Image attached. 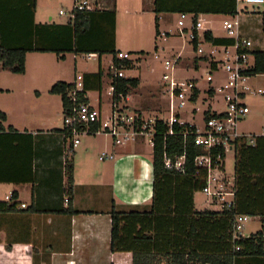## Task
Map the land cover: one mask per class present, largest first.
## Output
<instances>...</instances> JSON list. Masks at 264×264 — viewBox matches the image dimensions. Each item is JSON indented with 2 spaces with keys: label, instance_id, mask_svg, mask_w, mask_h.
<instances>
[{
  "label": "crops",
  "instance_id": "0c3cea01",
  "mask_svg": "<svg viewBox=\"0 0 264 264\" xmlns=\"http://www.w3.org/2000/svg\"><path fill=\"white\" fill-rule=\"evenodd\" d=\"M154 1L137 0L136 6L127 11L131 22L127 32L131 36L125 40L120 37L117 0H102L103 7L95 9L100 12L93 14L92 34L80 37L79 47L106 50L115 45L117 52L144 53L134 46L146 33L150 31L151 36L154 31V25L147 22L150 15H155ZM38 3L39 0H0V44L5 48L46 50L29 51L22 74L13 73L0 62V79L4 75L7 80L0 81V111L7 117L2 122L5 130L0 132V201H7V195L17 192L19 203L17 211L0 213V257L5 259V264H132L131 253L114 254L111 251V212L113 209L124 213L151 210L154 195L152 137L140 136L115 145L112 137L103 133L85 135L70 156L71 142L66 138L62 97L51 94L50 90L58 82L76 84L79 76L96 74L101 69L102 90L88 91L86 97L89 104L103 114L105 97L113 105V97L109 94L112 82L109 71L114 57L96 54L93 58L99 61V69L94 71L84 69L80 64L79 57L85 58V53H55L54 50H69L76 40L72 29L75 0L65 20L42 18ZM166 14L156 16L159 30L156 40L160 43L167 41V37L179 36L177 26L175 32L163 28ZM176 15L178 25L181 14ZM212 16H221L223 21H228L238 15H200L204 24L200 35L211 31L216 38H228L225 31L222 35L215 33L203 19ZM239 35L252 40L244 31H239ZM253 44L251 51H264L254 41ZM165 51V47L156 43V58ZM172 52L174 57H181L180 51ZM108 55L111 59L106 65L104 59ZM210 56L212 62H221L211 52ZM69 57L73 63L71 67L68 66ZM197 57L200 60L196 68L200 70L201 60L208 57ZM125 72V78H138L129 77ZM106 78L108 84H105ZM87 85L95 86V79L88 78ZM139 87L126 98V107L133 109L130 99ZM93 93L99 94V101L91 98ZM103 153L114 159L100 160ZM70 162L74 184L68 196ZM234 169L228 172L225 159V174L230 176L232 183ZM195 197V210L206 211L197 208ZM22 204L26 208H22ZM207 205L212 206L208 201ZM29 208L33 212H27ZM68 208L79 214L64 213Z\"/></svg>",
  "mask_w": 264,
  "mask_h": 264
},
{
  "label": "trees",
  "instance_id": "16d2710c",
  "mask_svg": "<svg viewBox=\"0 0 264 264\" xmlns=\"http://www.w3.org/2000/svg\"><path fill=\"white\" fill-rule=\"evenodd\" d=\"M99 10L75 11L73 27L76 40L67 50H54L60 54L67 52L113 55V63L117 70H132L134 64L129 61H118L119 52L115 45L106 50H87L79 47V39L91 35V22L93 14ZM153 12L176 13L193 15H225L236 17L239 12L236 0H155ZM115 16V12L113 13ZM156 32L158 18H156ZM197 36V33H196ZM204 39L207 43L217 47H234L236 41L231 38H216L211 31H205ZM198 49V39L193 43ZM46 51L39 48H5L0 44V62L3 67L13 73L22 74L26 69V54L29 51ZM254 57V63L241 73L247 77L264 75V51H241ZM145 55L144 53H141ZM197 61V60H196ZM103 72L89 74L83 77L84 89L77 92L80 103H89L86 97L88 91L102 90ZM113 79L115 92L114 105L133 93L140 85L139 78H118L110 74ZM94 78L95 86L89 87L87 79ZM75 89V84L65 82L56 83L50 90L53 95H60L63 101L64 115L71 113L73 104L69 97ZM206 119L211 117L210 112L205 113ZM7 117L0 111V132L5 129L2 122ZM98 129V125L91 128ZM175 135L168 134V126L157 121L153 136V204L150 211H132L128 213L111 212L112 242L111 251L117 253H131L132 264H256L264 263V136H246L231 142L235 152L234 189L235 203L233 208L223 211L195 210L194 197L202 192L206 186L207 173L196 167L195 159L205 151L195 146L194 136L196 128L188 124L174 126ZM187 136L184 137V133ZM192 132V133H191ZM194 133V134H193ZM72 157L73 151L69 150ZM212 159L216 163L219 155L222 156L225 171V150L212 149ZM186 154V173L181 174L175 169L166 167V159L176 161ZM74 184V172L71 162L68 166V196L71 195ZM17 192L12 193L9 201H0V213H13L17 211ZM70 201V200H68ZM27 212H33L30 208ZM66 214H79L68 208ZM238 215H247L250 218H260L262 229L249 237L238 241L233 240V226ZM239 248V250H236Z\"/></svg>",
  "mask_w": 264,
  "mask_h": 264
},
{
  "label": "built area",
  "instance_id": "2783aa9c",
  "mask_svg": "<svg viewBox=\"0 0 264 264\" xmlns=\"http://www.w3.org/2000/svg\"><path fill=\"white\" fill-rule=\"evenodd\" d=\"M237 9L240 6H260L264 5V0H236ZM95 0H75V11H86L95 10ZM61 15H66V12L60 11ZM181 19L178 21L177 31L180 37L184 36L189 43H192L198 39V49L195 51L198 56L205 55V50L202 48L201 37L204 33L200 35L203 31V20L200 18H195L193 15L181 14ZM232 20V19H231ZM231 20L224 21V30L228 35V38L234 39L236 45L234 47H222L223 52L228 54L229 49L235 50V60L228 58L226 61L210 62L209 72L206 74L205 81L208 85L205 93L208 90L207 96L211 97L213 100L217 94L223 96L222 101L225 107V111L218 112L213 109L210 102L203 113V127L201 130L197 129L194 125L184 122V120L179 118L178 113H181L188 104L197 103L199 101L200 83L198 78H191L189 80H177L173 73L171 76L169 74L163 75V81H165V86L168 88L170 94V118L169 120H164L159 117H149L145 118L143 115L137 112H130L125 110V106L121 102L117 105H112L113 113L107 119L104 118L101 110L92 107L89 103H80L77 99V92H82L84 89L82 76L78 77V82L75 84V89L69 94L71 102L73 104L71 113L64 116V126L66 131V138L71 142V151L80 144V138L85 135L103 133L105 135L111 136L115 145H120L132 140H136L140 136H151L153 143V136L155 134V127L157 121L164 122L168 128V134L170 136L175 135L174 126L177 124L183 126L185 124L195 127L196 135L194 136L195 146L202 148L205 153L199 155L195 159L196 167L203 169L207 173L206 186L204 187L202 193L208 197L207 201L214 207L217 211H223L225 209H231L235 203V189L234 183L231 179L226 184L225 171H222L221 167L224 164L222 156L219 155L216 163L212 159V149L221 148L225 150V153L229 149L234 150L231 142L235 141L237 138L246 136L240 135L237 132V126L239 121L245 118L249 114L250 110L248 106L244 103L245 91L248 88L245 86L247 76L241 73L242 70L248 69L254 63V57L246 52L238 53L239 50L250 52L252 49V42L246 38H242L238 31V22H233ZM197 33V36H196ZM205 40V39H204ZM210 44V43H209ZM212 45V44H211ZM213 46V45H212ZM193 47V45H192ZM217 47V46H213ZM96 54H88V58L95 57ZM182 58L176 56L173 62L167 61L165 67L167 72H173L179 61ZM251 59L253 62L251 63ZM118 61H129L134 65L136 64L133 60V55L130 53L119 52L117 55ZM138 60H141L139 58ZM215 65H217L215 67ZM222 65V66H221ZM110 70L114 72V77L125 78L124 70H117L114 63H112ZM223 70L228 74L229 79L224 85L218 86L214 81V73ZM115 92V87L113 85V79L109 86V94L113 97ZM258 95H264V90L259 89L256 92ZM196 109H193L192 113H196ZM210 112L211 117L206 119L205 113ZM182 115V114H181ZM94 125H98V129L93 131L91 128ZM188 132L184 133V137L187 136ZM192 133V132H191ZM194 134V133H193ZM248 138V136H246ZM252 137V136H251ZM251 137L249 139H251ZM114 159V156L107 153H103L100 156V160ZM166 167L169 169H175L181 174L186 173V154L184 153L181 157L177 158L176 161L166 159ZM12 198V193L6 196L7 201ZM68 202V200H66ZM22 208H26L25 204H22ZM250 217L247 215H238L235 218V223L233 226V240L238 241L243 236V230L245 223L249 221ZM239 250V248H236Z\"/></svg>",
  "mask_w": 264,
  "mask_h": 264
},
{
  "label": "rangeland",
  "instance_id": "374dc122",
  "mask_svg": "<svg viewBox=\"0 0 264 264\" xmlns=\"http://www.w3.org/2000/svg\"><path fill=\"white\" fill-rule=\"evenodd\" d=\"M137 0H117V11H119V26H120V37L123 39H129L131 34L127 31L130 25V19L128 18L127 11L131 10L136 6ZM39 16L44 19L49 17H54L55 19L65 20L67 15L72 11L74 0H39ZM95 7L102 8V0H95ZM60 11L66 12V16H60ZM149 16L148 23L154 25V31H150L143 36L142 40L134 49H140L145 51L142 55L140 53H134L133 60L136 65L132 70H124L125 74L129 77H140L141 85L137 92L130 99V105L133 107H126L125 100H122L121 104L125 106V110L130 112H137L143 115L145 118L149 117H159L164 120H169L170 114V94L168 92L167 86H165V81H163V75L173 73V76L177 80H189L191 78H198L200 83V92L199 101L197 103L188 104L181 113H178L179 118L183 119L184 122H188L197 129L201 130L203 127V113L207 109L208 104H212L213 109L218 112L225 111V107L222 101L223 96L217 94V96L211 100V97L207 96L208 90L205 93L208 85L205 81L206 74L209 72L210 61L212 57L210 52L213 53L216 60L226 61L228 58L235 60V50L229 49L228 54L223 52V49L214 48L211 44L207 43L204 40V36L201 37L202 48L205 50V57L207 59H202L201 69L197 70L196 65L198 60H200L196 52L193 50L192 45L184 36H173L167 37V41L161 42L156 40V16ZM177 15L176 14H166L163 21V28H170L175 32L177 26ZM181 19V18H180ZM208 21L207 24L211 26L215 33L222 35L225 31L223 17L221 16H212L209 19L203 18ZM231 21L238 22V31H244L246 36H249L254 43L258 45L259 48L264 49V5L260 6H240L239 14L237 18L232 19ZM128 29V30H127ZM174 34V33H173ZM227 35V34H226ZM156 43L160 44L161 47H165L166 51L161 53L159 57L156 58ZM254 45V44H253ZM253 48V46H252ZM181 52V60L179 61L176 70L173 72H167L165 63L167 61L173 62L175 57L172 51ZM140 57H143L141 60H138ZM197 57V58H196ZM196 58V59H195ZM80 64L84 69L97 71L99 69V61L95 58H85L79 57ZM111 56L108 55L104 59V63L108 65L110 63ZM197 60V61H196ZM253 60L251 59V63ZM212 63V62H211ZM71 58L69 57L68 66H72ZM218 64V63H215ZM217 65H215L216 67ZM222 66V65H221ZM110 74L114 75L112 70L109 71ZM4 75H1L2 79L0 81H7ZM229 79L228 74L223 70L214 73V81L218 86L224 85ZM105 84H108L106 78ZM248 88L245 91L244 103L248 106L250 112L245 116L244 119L239 121L237 126V132L240 135H246L248 138L251 136H264V95H258L256 92L259 89L264 90V75H257L247 78L244 83ZM91 98L95 101H99V94L93 93ZM109 101V99H108ZM106 97L104 100V118L107 119L112 115L113 108L112 104L108 102ZM131 109V110H130ZM139 109V110H135ZM193 109H196V113H192ZM207 111V110H206ZM182 114V115H181ZM235 164V152L234 150L229 149L228 155L226 158V166L228 172L233 171ZM226 184L230 180L229 175H225ZM4 193V189L2 190ZM2 193V192H1ZM3 196V195H1ZM196 203L199 210H208V209H217L214 206L207 205L208 197L202 192L196 194ZM261 222L258 219L250 218L249 221L245 223L243 230V236L249 237L253 234H256L261 229ZM5 259L0 257V264H5Z\"/></svg>",
  "mask_w": 264,
  "mask_h": 264
}]
</instances>
